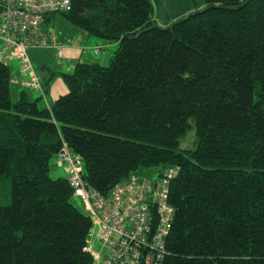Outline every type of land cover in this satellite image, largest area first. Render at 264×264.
Here are the masks:
<instances>
[{
  "label": "trees",
  "instance_id": "1",
  "mask_svg": "<svg viewBox=\"0 0 264 264\" xmlns=\"http://www.w3.org/2000/svg\"><path fill=\"white\" fill-rule=\"evenodd\" d=\"M200 1L167 26L152 0H72L48 16L118 44L108 66L63 74L52 105L13 100L0 62V264H95L91 218L66 171L51 176L65 144L106 196L142 169L177 171L163 264H264V0Z\"/></svg>",
  "mask_w": 264,
  "mask_h": 264
},
{
  "label": "built area",
  "instance_id": "2",
  "mask_svg": "<svg viewBox=\"0 0 264 264\" xmlns=\"http://www.w3.org/2000/svg\"><path fill=\"white\" fill-rule=\"evenodd\" d=\"M71 8L72 0H0V62L27 65L22 80L13 77L14 84L22 82L45 97L30 50L58 47L46 18ZM101 50L95 48V55ZM58 166H64L74 196L91 218L90 237L96 236L107 248L103 264H163L174 222L169 185L175 169L154 179L132 175L106 196L84 180V161L67 144L58 155ZM87 250L95 259L101 256L91 246Z\"/></svg>",
  "mask_w": 264,
  "mask_h": 264
},
{
  "label": "rangeland",
  "instance_id": "3",
  "mask_svg": "<svg viewBox=\"0 0 264 264\" xmlns=\"http://www.w3.org/2000/svg\"><path fill=\"white\" fill-rule=\"evenodd\" d=\"M152 2L155 7L156 22L160 25L167 26L176 20L188 16V14L191 13L190 10H196L197 4L201 3L202 1L198 0V3H196L194 0H152ZM50 30L56 36L55 44L58 47L32 49L30 50V57L34 64L37 76L40 79L41 85L43 87V92H45L44 102H48L49 105H52L54 102L51 97V93L47 95L48 85H50V88H53L52 86L54 83H60L59 88H62L61 84L65 88V91L60 93H67L68 87L66 86L63 79V74H73L75 66L79 62L88 63L95 61L102 66H108L110 64L112 56L117 51L118 47H111L109 45L104 47H97L96 45H104L108 44L109 42L90 36L86 31L82 30V28L76 26L62 15H57L54 18L50 26ZM71 47L79 49L81 53L80 57L73 58L70 56L72 53L69 52V54H66L61 50H74ZM95 48H99L100 50L102 49L101 53L95 55ZM78 49H76V51ZM13 61V63H10L12 75L13 77H17L19 80H22V69L27 65H22L18 60ZM43 67H45L44 70ZM48 70H50L51 72L49 73ZM23 90H26L35 99L41 96V93L39 91L29 88L22 82H19L18 84L12 83L13 100L16 101L18 99L20 91ZM195 137V130H190L185 138L181 139V148L193 149L195 147ZM138 175L141 178L154 179L159 176V170L158 168L142 169ZM51 176L53 178L65 176L64 166L57 167L55 159H53L51 162ZM5 189H7V185L2 187V192ZM73 202L79 209L85 211L84 204L82 203L81 199H74ZM89 243L92 249L95 252L99 253L101 256L106 254L107 248L103 246V244L100 242V240L97 239L96 236L94 238L91 237L89 239ZM95 264H102V262L99 260L96 261Z\"/></svg>",
  "mask_w": 264,
  "mask_h": 264
},
{
  "label": "crops",
  "instance_id": "4",
  "mask_svg": "<svg viewBox=\"0 0 264 264\" xmlns=\"http://www.w3.org/2000/svg\"><path fill=\"white\" fill-rule=\"evenodd\" d=\"M191 12L193 11V9H191L190 10ZM107 45H109V46H111V47H118V44L117 43H108V44H104V45H96L97 47H104V46H107ZM72 49H74V50H66V49H61L64 53H66V54H69V52L70 53H72L70 56L71 57H73V58H78V57H80V55H81V53H80V51H79V49L78 48H73V47H71ZM76 49H78L77 51H76ZM81 50V49H80ZM14 61H12V63H13ZM10 67H11V64H10ZM45 69V67H43V70ZM48 72L50 73L51 71L50 70H48ZM45 79V78H44ZM47 79V78H46ZM55 85V86H54ZM59 85H60V83H54L53 84V88H50V85H48L47 86V95H49L50 93H51V97H52V99H53V102L55 101V100H57L60 96H62V95H65L66 93H64V94H62V93H60V92H64L65 91V88L62 86V84H61V87L62 88H59ZM61 89V90H60ZM94 251V250H93ZM95 252V251H94ZM104 257L105 256H100L99 257V259H96V261H101L102 262V264H103V260H104Z\"/></svg>",
  "mask_w": 264,
  "mask_h": 264
}]
</instances>
